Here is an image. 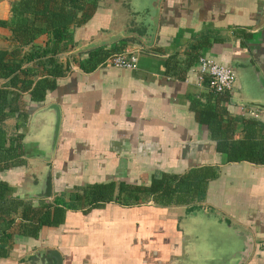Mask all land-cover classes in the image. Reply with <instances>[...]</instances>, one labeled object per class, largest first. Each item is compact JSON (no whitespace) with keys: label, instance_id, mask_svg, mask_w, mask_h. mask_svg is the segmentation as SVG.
<instances>
[{"label":"crops","instance_id":"0c3cea01","mask_svg":"<svg viewBox=\"0 0 264 264\" xmlns=\"http://www.w3.org/2000/svg\"><path fill=\"white\" fill-rule=\"evenodd\" d=\"M106 1L110 5L100 0L96 15L74 29V45L123 24L140 31L141 24L135 25L127 16L126 6L134 13L129 0ZM9 7L10 0H0V18H8ZM240 29L251 36L240 40ZM204 33L210 34L208 42ZM9 35L7 28L0 27V46H5L2 38ZM113 44H124L125 51L137 55L135 69L105 65L83 72L72 56L83 58L87 49L73 54V45L61 56L63 63L70 61V71L57 79L46 102H28L24 136L32 114L58 102L62 108L59 138L51 162L32 158V147L22 140L25 165L2 172L10 194L38 199L32 194L42 187L47 165L53 178L49 200L68 199L71 191L94 182L148 183L162 171L183 174L204 167L216 177L209 182L205 200L193 209L109 203L89 212L67 210L61 224L43 226L37 237L15 234L11 253L0 258V264H39L35 257L26 256L40 247L58 249L63 264H172L182 255L185 240L179 224L202 205L216 207L247 225L256 238L247 264H264V165L225 162L216 150L208 126L196 118L198 109L214 103L215 94L206 81H198L195 70L199 55L231 67L235 57L250 50L264 73V0H162L152 46L134 36L106 45ZM227 94L229 100L222 104L231 116L252 117L250 106L232 101L242 96L238 80ZM256 110L262 137L264 110ZM14 122L6 121L12 126L7 125L9 133ZM243 126L237 120L235 138L243 137Z\"/></svg>","mask_w":264,"mask_h":264},{"label":"trees","instance_id":"16d2710c","mask_svg":"<svg viewBox=\"0 0 264 264\" xmlns=\"http://www.w3.org/2000/svg\"><path fill=\"white\" fill-rule=\"evenodd\" d=\"M99 1L10 0L8 18H0V27L10 32L2 38L5 46H0V258L10 255L15 234L37 237L43 226L61 224L67 210L89 212L109 203L193 209L205 200L209 182L216 178L210 168L202 167L183 174L162 171L148 183L94 182L71 191L68 199L56 196L52 200H33L10 194L2 172L25 165L22 128L28 122L27 104L46 102L57 79L70 71V61L63 63L61 56L74 45V29L96 15ZM209 35L204 33L203 39L207 41ZM237 35L243 41L251 33L240 29ZM123 46L102 45L87 50L83 58H72L80 70L91 72L125 52ZM210 90L215 94L214 103L198 109L196 118L208 126L216 150L224 155L225 162L264 165V134L259 137L258 133L261 122L253 116L241 119L231 116L222 104L229 100L227 92ZM9 119L15 121L12 133L6 125ZM237 120L244 125L242 138L234 136Z\"/></svg>","mask_w":264,"mask_h":264},{"label":"water","instance_id":"95a60500","mask_svg":"<svg viewBox=\"0 0 264 264\" xmlns=\"http://www.w3.org/2000/svg\"><path fill=\"white\" fill-rule=\"evenodd\" d=\"M161 2L129 0L131 11L138 15L142 13V17L136 19L141 24L140 31L128 30L123 24L120 29L103 31L100 36L85 43L78 41L71 52L76 54L128 36L136 37L145 46H152L157 34ZM231 68L242 93L240 98H233L232 101L240 106L264 110V73L250 50L246 51V55L235 57ZM61 119L62 108L58 102L48 103L32 114L29 132L23 137V141H28L32 147V158L44 162L53 160ZM52 192V168L47 165L43 171L42 187L32 196L50 199ZM179 226L185 236L183 251L172 264H247L256 247L254 232L247 225L211 205H202L192 211ZM30 256L38 259L39 264H63L61 252L51 247H40L30 252L26 259Z\"/></svg>","mask_w":264,"mask_h":264},{"label":"built area","instance_id":"2783aa9c","mask_svg":"<svg viewBox=\"0 0 264 264\" xmlns=\"http://www.w3.org/2000/svg\"><path fill=\"white\" fill-rule=\"evenodd\" d=\"M106 66L135 69L137 67V55L133 51H125L109 59ZM195 70L198 81L206 80L208 87L215 92H229L237 82L235 72L229 65L220 64L204 55L197 58ZM250 114L255 118L259 117V113L254 107H251Z\"/></svg>","mask_w":264,"mask_h":264},{"label":"flooded vegetation","instance_id":"af4514ba","mask_svg":"<svg viewBox=\"0 0 264 264\" xmlns=\"http://www.w3.org/2000/svg\"><path fill=\"white\" fill-rule=\"evenodd\" d=\"M125 2V1H124ZM122 5V4H121ZM125 8V7H124ZM126 10H127V16H128V18H130V21L131 22H136V19H140V16L137 14V13H132V12H130V10H129V8H128V6H126V8H125ZM141 15V14H140ZM142 16V15H141ZM138 24V26H139V22H137V23H135V25H137Z\"/></svg>","mask_w":264,"mask_h":264},{"label":"rangeland","instance_id":"374dc122","mask_svg":"<svg viewBox=\"0 0 264 264\" xmlns=\"http://www.w3.org/2000/svg\"><path fill=\"white\" fill-rule=\"evenodd\" d=\"M111 1H112V0H111ZM106 3L108 4L109 2L106 1V0H104V4H105L104 6H106ZM115 3H116V1L113 0V4H115ZM109 5H110V3H109ZM114 6H116V5H114ZM115 25H116V23H115ZM11 123H13L12 120H11ZM11 123H7V125H8L9 127H12V126L10 125Z\"/></svg>","mask_w":264,"mask_h":264}]
</instances>
